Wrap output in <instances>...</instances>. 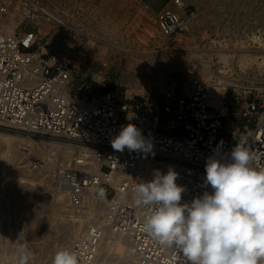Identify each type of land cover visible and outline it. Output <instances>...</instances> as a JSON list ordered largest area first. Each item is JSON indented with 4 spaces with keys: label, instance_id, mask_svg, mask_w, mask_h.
I'll return each mask as SVG.
<instances>
[{
    "label": "built area",
    "instance_id": "obj_1",
    "mask_svg": "<svg viewBox=\"0 0 264 264\" xmlns=\"http://www.w3.org/2000/svg\"><path fill=\"white\" fill-rule=\"evenodd\" d=\"M205 10L170 0L155 15L158 36L165 40L159 50L199 53L180 66H160L144 56L139 73L152 84L143 100L132 90L110 89L109 61L96 68L89 85L70 53L40 52L42 18L70 27V10L51 0H0V130L35 145L24 148L29 153L17 165L24 168L30 154L34 169L46 166L48 182L70 207L84 211L90 195L96 204H106V225L90 224L71 242L78 264H106L99 252L111 230L129 233L134 264H185L178 249L145 232L144 209L132 203L133 187L171 168L186 188L181 203L191 202L213 191L204 183L208 159L227 155L237 140L255 153L254 166L264 167V75L241 76L232 63L219 68V53L203 52L239 48L225 38L212 39L214 23ZM68 49H75V42L69 41ZM129 123L141 130L151 151L113 149L112 139Z\"/></svg>",
    "mask_w": 264,
    "mask_h": 264
},
{
    "label": "rangeland",
    "instance_id": "obj_2",
    "mask_svg": "<svg viewBox=\"0 0 264 264\" xmlns=\"http://www.w3.org/2000/svg\"><path fill=\"white\" fill-rule=\"evenodd\" d=\"M51 1L70 10L67 17L70 27L61 26L55 20L43 17L38 26L40 52L42 51L45 56L55 52L70 53L76 61L80 77L86 84L91 85V77L96 68L102 62L109 61L112 64L110 89L118 91L129 89L139 93V98L144 100L148 97L152 84V80L139 73V64L144 56L151 58L160 66L174 64L180 66L194 54L199 53L195 48L183 50L169 48L160 51V44L157 43L160 36L155 15L148 12L139 0ZM143 1L157 14L170 4V0ZM184 2L197 6L199 11L206 8L205 13L210 16V22L214 23V26L211 25L214 32L212 39L216 36L217 39L225 38L230 44L239 46L238 49L224 51H203L208 54L219 53L215 59L219 68L226 63H232L234 71L241 76L249 74L251 79H256L258 74L264 75V63L258 65L240 61L243 52L239 50L246 46L254 50L248 54L260 57L259 61L264 60V0H184ZM108 40L117 42L128 51L108 47L103 43ZM69 41L75 42V49L71 52L68 49ZM217 87H222V84H217ZM229 96L228 101L231 100V93ZM0 132L11 133L6 130ZM7 151L8 144L0 142V253L7 254L0 260V264H9V257H16L14 248L18 240L29 245L31 254L44 244L52 248L59 243L64 223L68 222L63 219L67 218L72 222L78 220V216L62 215L55 210V203H58L57 194L48 181L46 192L42 196L36 195V192L19 182L21 171L17 164L21 157L9 161V158H4ZM27 158L28 163L33 160L30 154ZM24 180L27 178L24 177ZM8 220L20 236L11 244V248L4 236V227H8V224H5Z\"/></svg>",
    "mask_w": 264,
    "mask_h": 264
},
{
    "label": "clouds",
    "instance_id": "obj_3",
    "mask_svg": "<svg viewBox=\"0 0 264 264\" xmlns=\"http://www.w3.org/2000/svg\"><path fill=\"white\" fill-rule=\"evenodd\" d=\"M234 138L237 140L236 134ZM118 152L151 151L140 129L129 123L112 139ZM243 140L227 155L211 157L206 164L205 192L181 203L184 185L178 173L155 171L151 180L133 187V205L142 207L143 228L159 244L175 247L185 264H264V167ZM103 195V193H101ZM19 264H30V249L16 242ZM52 264H78L70 249L58 250Z\"/></svg>",
    "mask_w": 264,
    "mask_h": 264
},
{
    "label": "bare ground",
    "instance_id": "obj_4",
    "mask_svg": "<svg viewBox=\"0 0 264 264\" xmlns=\"http://www.w3.org/2000/svg\"><path fill=\"white\" fill-rule=\"evenodd\" d=\"M141 5L148 12L154 14L143 3H141ZM47 11L52 16L59 17L53 10L47 9ZM255 38L257 40L259 39L258 37ZM164 41L165 40L161 38L157 41V43L163 44ZM103 43L108 47H112L116 50L128 51V49H126L124 46L119 45L117 42L108 40L107 42ZM163 50H165V48ZM163 50L161 49L160 51ZM241 51L243 53L240 55L242 57L240 61H244L247 63H256L258 65L264 63V60L259 61L260 57L248 54V52H252L254 50L245 48ZM0 142H5L8 144V151L7 153H5L4 158H9V161L14 160L15 157L19 159L20 157L27 155V152L25 150L22 151V149L35 146L31 139H25L16 134L7 132H0ZM30 149L32 150L33 148ZM37 151L41 153V151ZM37 151L36 154L38 155ZM91 161H93L92 158ZM51 162V158H48L47 165H49ZM20 171L19 182H21L25 187L32 189L38 196H42V194L46 192V182L48 181V178L46 176V166H43L40 169H34L31 164L26 161L24 168H21ZM24 177L27 178V180H24ZM57 200L58 203H55L56 211H58L62 215L66 214L67 216H78V220L76 222H72L67 218L63 219V221L68 222L64 223L63 232L59 236V243L52 248L44 244L39 249H36L32 253L33 259L30 261V264H52L53 258L57 251L62 249H70L71 241H73V239L81 231L88 228V226H91L90 224H94V226L106 225V217L103 214L106 209V204H96L93 195H90L88 200L85 202V207L87 208L85 211H83L80 206L75 205V207H70L71 205L67 204V202L64 201L63 195L61 194L58 195ZM67 207L69 208L67 209ZM5 224H8V227H4V236L6 238V243H9V248H11V244L15 240H18L19 232L13 225L9 224V220ZM23 243L29 246L27 243ZM6 255V253H0V260L4 259L3 257H6ZM99 258H103L106 264H134L135 261H137V258L132 252L129 233L124 230L109 231L108 239L101 246ZM9 264H19V261L16 257H9Z\"/></svg>",
    "mask_w": 264,
    "mask_h": 264
},
{
    "label": "crops",
    "instance_id": "obj_5",
    "mask_svg": "<svg viewBox=\"0 0 264 264\" xmlns=\"http://www.w3.org/2000/svg\"><path fill=\"white\" fill-rule=\"evenodd\" d=\"M141 3H145L146 5H148L146 2H144L143 0H139ZM149 7V6H148ZM149 9L151 10V8L149 7ZM152 11V10H151ZM153 12V11H152ZM154 15H156L157 13L153 12Z\"/></svg>",
    "mask_w": 264,
    "mask_h": 264
}]
</instances>
